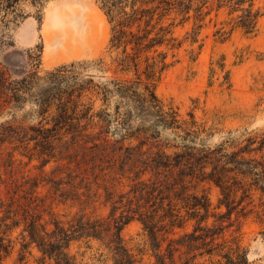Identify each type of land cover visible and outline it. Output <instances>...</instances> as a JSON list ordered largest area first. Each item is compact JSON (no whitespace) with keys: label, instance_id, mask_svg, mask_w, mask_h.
<instances>
[{"label":"rangeland","instance_id":"1","mask_svg":"<svg viewBox=\"0 0 264 264\" xmlns=\"http://www.w3.org/2000/svg\"><path fill=\"white\" fill-rule=\"evenodd\" d=\"M93 1L91 40L104 44L100 54L82 58L84 38L70 30L82 23L80 16L61 14V22L43 29L47 11L69 0H0V264H36V249L19 260L21 232L35 220L88 223L95 237L70 245L83 263L114 264L109 245L121 232L139 264H181L177 218L195 216L185 204L207 199L212 225L227 211L218 208L223 190L235 208L227 237L237 236L249 249L250 264H264V0H256L262 13L256 35L236 29L221 41L216 32L229 28L231 17L213 13L198 42H184L169 57L174 64L150 84L165 110L178 112L180 128L159 122L144 96L115 94L105 102L86 93L81 103L107 111L108 126L82 122L75 136L53 133L59 104L71 95L77 100L91 79V86L139 82L134 72L117 71L107 0ZM29 18L40 39L26 48L17 32ZM60 25L62 34L55 36L52 29ZM190 27L176 28L175 36L185 41ZM130 85L144 92V84ZM196 220L186 223L188 231ZM145 225L156 230L153 239Z\"/></svg>","mask_w":264,"mask_h":264},{"label":"trees","instance_id":"2","mask_svg":"<svg viewBox=\"0 0 264 264\" xmlns=\"http://www.w3.org/2000/svg\"><path fill=\"white\" fill-rule=\"evenodd\" d=\"M255 6L256 0H107L103 3V9L112 25L109 51L117 53L114 60L116 69L121 73L134 72L139 82L129 83L127 80L114 79L104 86H91V79L86 86L82 85L77 100L71 95L67 97V103L59 104L58 112L52 118V132L63 131L75 136L79 133L76 127L82 122H86L88 126L94 123L108 126L112 117L107 111L102 114L95 113L93 104L81 103L80 100L86 93L104 96L105 102L108 101V96L115 94L127 96L129 99L130 96H144V102L157 111L159 122L167 128H180L178 112L173 107L165 110V105L158 99L150 84L159 81L162 74L174 64L175 61H171L169 57H175V52L182 48L184 42L190 41L192 45L198 42L206 20H213V13L216 18L222 13L231 17L229 28L223 26L216 32L221 41L230 38L236 29H241L250 36L256 35L262 13ZM187 26H191V30L187 29L185 41L180 40L175 36V30ZM99 63L104 65V60L100 59ZM220 68L224 70L223 65ZM226 80L229 81V73L226 74ZM131 83L144 84V92L140 93ZM14 93L21 96L23 90L15 88ZM223 195L218 208L224 206L227 211L216 220L220 221L218 224H208L210 205L207 199L204 204H185L187 214L189 209H194L193 213L198 214L190 216L189 213L186 219L177 218V229L182 231L178 234L177 243H183L184 247L179 256L181 264H250L249 249L242 246L237 236L227 237V231L232 227L230 220L235 208L224 190ZM199 209H205L207 214L196 212ZM193 219H197L196 223L188 231L186 223ZM226 220L229 221L228 224H224ZM86 224L88 223L79 222L76 226L69 222L67 226L58 220L46 224L35 220L25 224L21 232L23 242L19 260L25 262L26 253L32 255V250L36 249L40 253L36 264H88L78 261L70 252L73 241L95 237ZM49 226L51 228L48 229ZM145 228L153 239L156 230L146 225ZM3 247L0 244V256ZM109 248L114 254V264L140 263L132 250L124 244L121 232L116 234V240ZM157 264H161L160 259Z\"/></svg>","mask_w":264,"mask_h":264},{"label":"crops","instance_id":"3","mask_svg":"<svg viewBox=\"0 0 264 264\" xmlns=\"http://www.w3.org/2000/svg\"><path fill=\"white\" fill-rule=\"evenodd\" d=\"M68 4V5H67ZM66 4V6L63 5H55L54 11H47L45 14V23L43 25V29L46 27V25L50 22H61V14H69L71 18H75L80 16V22L79 26L76 24H71L70 30L71 34H79L80 37H83V44L84 47L81 50L80 57L87 58V57H93L95 55H98L102 52L103 44L104 43H97L96 47L95 44L92 43L91 37H93V27H92V18L95 15V11H97V6L95 5L93 0H69V2ZM81 24V25H80ZM42 29V30H43ZM62 26L60 25L57 28L52 29V32L55 34V36H61L62 34ZM40 35L37 30V24L32 19H26L24 23L19 28V31L17 32V39L19 44L23 47H32L37 44V41L40 39ZM45 42L46 37L44 35ZM48 48L45 47V54L47 53Z\"/></svg>","mask_w":264,"mask_h":264}]
</instances>
